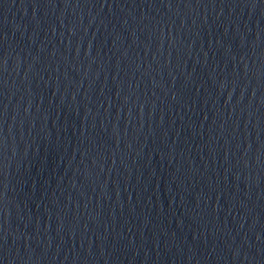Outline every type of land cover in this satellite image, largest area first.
<instances>
[{"label":"water","instance_id":"1","mask_svg":"<svg viewBox=\"0 0 264 264\" xmlns=\"http://www.w3.org/2000/svg\"><path fill=\"white\" fill-rule=\"evenodd\" d=\"M0 264H264V0H0Z\"/></svg>","mask_w":264,"mask_h":264}]
</instances>
